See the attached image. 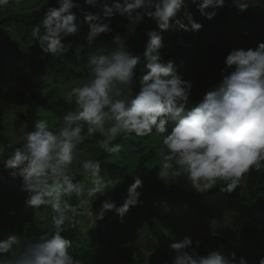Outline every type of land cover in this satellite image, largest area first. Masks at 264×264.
Segmentation results:
<instances>
[{
	"label": "clouds",
	"instance_id": "9594fccd",
	"mask_svg": "<svg viewBox=\"0 0 264 264\" xmlns=\"http://www.w3.org/2000/svg\"><path fill=\"white\" fill-rule=\"evenodd\" d=\"M13 2L20 0H0V8ZM84 2L99 11L81 9L76 0H56L57 6L44 10L32 38L45 56H62L67 51L63 41L78 35L73 9H80L89 24V46L113 31L110 21L116 15L125 16L134 26L153 20L158 30H146L142 56L130 51L119 33L113 35L115 48L90 55L84 65L89 78L66 93L65 101L74 104L75 110L63 115L58 130L46 119L37 120L34 130L22 133L21 146L3 159L10 174L22 180L25 204L34 210L50 207L53 214L49 230L38 239L15 233L0 238V264H78L69 251L72 241L64 235L76 227L80 215V205L73 204L72 198L94 201L120 182L105 181L99 159H78L80 146L97 136L99 148L110 155L121 150L115 143L118 138L161 136L158 177L166 185L169 177L173 182L186 178L198 194L216 187L231 193L249 172L264 173V42L255 49H232L224 59L231 71L189 107L192 82L183 78L173 60L165 61L160 54L163 33L173 24L192 33L202 28L186 0ZM191 4L211 20L225 7V0H191ZM250 5V0H232L240 12ZM142 58L143 74L137 81ZM76 174L90 178L91 183L78 182ZM133 181L123 205L117 206L110 197L102 201L96 221L108 212L123 219L140 203L138 189L143 181L138 175H133ZM200 245V240L187 235L173 241L168 245L174 253L170 264H248L244 257L237 260L235 252L225 255L209 250L201 255L196 250ZM259 264H264V257Z\"/></svg>",
	"mask_w": 264,
	"mask_h": 264
},
{
	"label": "trees",
	"instance_id": "16d2710c",
	"mask_svg": "<svg viewBox=\"0 0 264 264\" xmlns=\"http://www.w3.org/2000/svg\"><path fill=\"white\" fill-rule=\"evenodd\" d=\"M40 1L20 0L19 3L13 2L6 8H0V88H5L4 92L0 91V163L3 166V159L8 158L22 143V140L14 143L6 133L10 121L7 115L9 101L11 105L19 108V118L25 124L24 132L34 130V124L39 119L53 120L62 117L65 114V103L61 87L79 74L87 81L89 73L84 65L90 55L114 49L115 45L111 39L119 33L126 40L130 51L142 56L148 40L146 30L157 29L153 20H145L134 26L129 25L125 16L116 15L110 21L113 31L108 35L102 34L95 44L89 46L86 40L89 24L85 22L80 9H73L79 27L78 35L63 41L67 51L62 56H45L32 38V29L43 18L44 10L48 6L57 5L56 0H44L43 4ZM76 2L86 11H99V8L86 5L84 0ZM186 2L193 18L202 24V28L192 33L185 32L173 24L163 33L160 54L165 61L173 60L183 78L192 82V99L189 103L191 107L205 91L214 87L223 75L231 71L226 68L224 59L232 49H255L260 42H264V0H250L253 5L245 12L233 7L232 0H225V7L218 9L217 15L211 20L203 17L196 10V6L191 4V0ZM228 32L234 43L220 40L224 39ZM143 63L142 58L141 65L137 67V81L143 74ZM21 66L23 67L20 68ZM23 68V73H20ZM7 74H13L18 79V86L7 83ZM136 87L138 91L139 83ZM51 125L55 130V123ZM99 139L97 136L96 140ZM96 140L87 141V145L95 159L101 161V176L106 182L123 180V183L107 189L105 194L98 196L94 201L85 197L81 203L77 198H72L73 204L80 205V215L77 217L76 227L69 229L64 235L72 241L69 251L78 264H114L112 257L127 264H170L173 252L162 249L147 255L143 247L129 243L128 227L146 220L145 229L149 233V243H163L184 237L179 234L184 231L181 220L187 205H194L198 216L214 220L218 218L215 210L197 201L200 196L206 194H198L197 198L192 200L191 195L185 193V189H178L186 178L181 177L173 182L169 177V184L166 185L158 177L161 136L131 135L128 138H118L115 143L121 145V150L117 155L126 159L121 163L111 159L112 155L100 149ZM133 163H136L134 167ZM4 170L10 180L16 178L22 182L20 177H13L5 166ZM133 175L140 176L143 181L142 187L138 189L141 192L140 203L131 207L123 219L114 212H108L102 220L96 221L95 213L99 212L103 200L110 197L117 206L123 205L128 198V188L134 182ZM85 179L86 177L76 174L78 182L89 184ZM210 191L224 201L226 208L234 213V217L228 222L225 235L192 237L194 241H201L197 252L206 255L208 251L204 246L207 245L209 250H217L223 254L231 244L237 245V260L240 257L247 258L251 253L263 252L264 173L249 172L242 179L240 186L231 193L222 192L219 187ZM85 202L90 204L88 210L85 208ZM171 202L175 204L172 209L167 205ZM40 210L50 213L51 221V208L41 207ZM91 218L94 230L84 235L80 225ZM49 228L50 222L41 225L33 220H27L20 225L13 218L12 210L0 191V238L15 233L28 239H38ZM100 247L103 248L101 252L98 251ZM259 260L260 256L255 264H259Z\"/></svg>",
	"mask_w": 264,
	"mask_h": 264
},
{
	"label": "rangeland",
	"instance_id": "374dc122",
	"mask_svg": "<svg viewBox=\"0 0 264 264\" xmlns=\"http://www.w3.org/2000/svg\"><path fill=\"white\" fill-rule=\"evenodd\" d=\"M41 4L44 3V0L40 1ZM253 4V3H251ZM251 6V5H250ZM24 9V8H23ZM230 32H228L225 36L224 39H220L221 41H228L231 43H234L231 35H229ZM21 66L20 68H22ZM24 68L20 70V73H23ZM6 81L7 83L9 82L10 84L14 83L18 86V79L13 75V74H7L6 76ZM86 79L82 75H76L71 82L68 84H65L61 87V92L64 97V103H65V113L67 111L75 110V105H69L65 101V96L68 91L71 90V87L76 86L80 83L85 82ZM4 85V84H3ZM5 88L1 86L0 91L4 92ZM1 100V99H0ZM4 101V100H3ZM7 115L9 117V125L7 126L6 133L10 135L12 141L14 143H18L19 141L22 140V133L24 132V121H22L19 118V108L16 106L11 105L9 101V108L7 109ZM63 117V116H62ZM62 117L55 118L53 120H48L50 125L52 123H55V130H58L60 125L63 123ZM82 149V153L78 159L83 160L87 159L89 157L95 158L89 149V146L87 145V141L80 146ZM162 148V143L160 145V150ZM111 159L116 160L117 162L121 163L125 161L123 157L114 154L111 156ZM136 165V163H133V167ZM78 165H75L77 167ZM133 170V169H131ZM169 179V178H168ZM87 183H91L90 178L85 179ZM119 181V180H118ZM244 181V180H243ZM117 181L113 182L116 183ZM123 183V180H120L116 185H120ZM22 182L17 181L16 178L13 180H10L6 176V171L4 170V166L2 163H0V191L2 193V196L4 200L6 201V204L10 209L12 210V216L13 218L20 224H24L25 221L27 220H33L36 221L37 223L41 225H46L50 222V213H48L46 210H40L36 209L34 210L33 208L27 206L25 204V200L27 198V194L25 192H22L20 190ZM171 184V182H170ZM179 190L185 189V193L190 194V198L192 200L196 199L198 193H196L192 187L191 184L188 180H186L183 184L182 187L178 188ZM125 196L127 194L125 193ZM200 204L204 206H209L213 210L216 211L218 214L217 219H209L206 216H198L195 209L194 205L190 207V205H187V210H185V213H183V220H181V225L183 226V233L179 234L181 237L183 236H190V237H205L207 236H212L213 235H225L228 231V222H230L233 217L234 213H232L231 210L227 209L224 201L215 193L212 191H209L206 193L205 196H200L199 199L197 200ZM163 204V203H162ZM173 204V205H172ZM170 209H172V206H175L173 202L171 204H167ZM179 206V205H178ZM90 207V204L88 202H85V208L88 210ZM175 213V211H174ZM227 223V224H226ZM147 225L146 220H142L139 224H136L135 226H129V236H128V242L133 243L136 245H139L144 248V250L147 252V255H149L151 252L155 250H167L168 245L173 242L171 241H165L163 243H149L147 239V235L149 234L145 226ZM81 230L84 232V235H88L90 231L94 230V225L91 220L84 221L80 225ZM86 237V236H85ZM147 239V240H146ZM148 241V242H147ZM237 245L236 244H231L228 245L227 249L224 251L223 254L227 255L229 252H235ZM204 249L206 251H209V247L207 245L204 246ZM98 251H103V248L100 247ZM258 256L264 257V251H259L255 253H251L247 258H245L248 261V264H255L256 260L258 259ZM112 263L114 264H127L123 261H121L118 258L112 257Z\"/></svg>",
	"mask_w": 264,
	"mask_h": 264
}]
</instances>
